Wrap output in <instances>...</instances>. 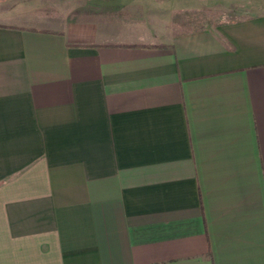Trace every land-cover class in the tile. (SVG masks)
Segmentation results:
<instances>
[{
	"label": "crops",
	"instance_id": "0c3cea01",
	"mask_svg": "<svg viewBox=\"0 0 264 264\" xmlns=\"http://www.w3.org/2000/svg\"><path fill=\"white\" fill-rule=\"evenodd\" d=\"M97 2L0 9V264H264V0Z\"/></svg>",
	"mask_w": 264,
	"mask_h": 264
},
{
	"label": "rangeland",
	"instance_id": "374dc122",
	"mask_svg": "<svg viewBox=\"0 0 264 264\" xmlns=\"http://www.w3.org/2000/svg\"><path fill=\"white\" fill-rule=\"evenodd\" d=\"M98 0H0V9L2 12L8 7L13 6L9 14L18 15L22 11L36 15H44L49 17H59L60 19L74 18L75 15L87 14L89 11L98 10L96 3ZM1 11V10H0ZM89 12V13H90ZM15 19V18H14Z\"/></svg>",
	"mask_w": 264,
	"mask_h": 264
},
{
	"label": "trees",
	"instance_id": "16d2710c",
	"mask_svg": "<svg viewBox=\"0 0 264 264\" xmlns=\"http://www.w3.org/2000/svg\"><path fill=\"white\" fill-rule=\"evenodd\" d=\"M212 13L205 11L175 12L172 16L173 23L181 24H199V22L211 17Z\"/></svg>",
	"mask_w": 264,
	"mask_h": 264
}]
</instances>
